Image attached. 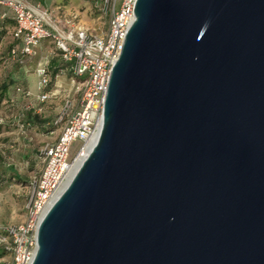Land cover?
Returning a JSON list of instances; mask_svg holds the SVG:
<instances>
[{
  "label": "water",
  "instance_id": "1",
  "mask_svg": "<svg viewBox=\"0 0 264 264\" xmlns=\"http://www.w3.org/2000/svg\"><path fill=\"white\" fill-rule=\"evenodd\" d=\"M31 264H264V0H136Z\"/></svg>",
  "mask_w": 264,
  "mask_h": 264
},
{
  "label": "built area",
  "instance_id": "2",
  "mask_svg": "<svg viewBox=\"0 0 264 264\" xmlns=\"http://www.w3.org/2000/svg\"><path fill=\"white\" fill-rule=\"evenodd\" d=\"M135 3L136 0H105V8L111 12L107 29L102 35H96L83 27L60 29L51 12L32 0H0V31L6 18L13 20L11 59L32 58L42 42L50 41L64 62L60 74H68L69 85L78 94L75 101L65 100L54 122L61 124L55 142L39 152L43 166L39 175L29 182L23 222L0 228V248L7 252V260L4 261L5 256L0 257V264H31L37 249L38 226L69 182L77 156L69 160L71 143L79 141V152L100 131L111 70L134 21ZM7 10L13 12V17L8 16ZM35 73L40 102L60 93L47 89L52 82L48 64L37 65ZM54 86L60 87L56 81ZM17 91L29 96L28 91Z\"/></svg>",
  "mask_w": 264,
  "mask_h": 264
},
{
  "label": "rangeland",
  "instance_id": "3",
  "mask_svg": "<svg viewBox=\"0 0 264 264\" xmlns=\"http://www.w3.org/2000/svg\"><path fill=\"white\" fill-rule=\"evenodd\" d=\"M65 2L72 10L80 13L75 19L76 25L96 35L105 33L111 13L109 8H105V0ZM7 13L9 17H13L12 11L7 10ZM13 44L11 27L8 26L0 37V85L12 82L9 83L5 98L0 102V228L23 222L29 194L28 182L39 175L43 166L38 153L44 146L55 142L61 124L55 125L54 122L65 100L78 98L74 88L70 87L67 76L59 72L60 66L64 67V62L60 52L50 41L45 42L41 51L32 58L8 60L7 53ZM52 62L54 68L51 67ZM39 64H48L52 82L47 89L51 93L54 90L60 92L45 102L37 99L38 78L35 69ZM56 75L59 80L64 77V84H60L59 88L54 86ZM16 87H21V91H28L29 96L16 91ZM79 145L78 140L71 143L69 160L77 155ZM13 172L20 176L16 182L11 181ZM6 260L5 256L4 261Z\"/></svg>",
  "mask_w": 264,
  "mask_h": 264
},
{
  "label": "crops",
  "instance_id": "4",
  "mask_svg": "<svg viewBox=\"0 0 264 264\" xmlns=\"http://www.w3.org/2000/svg\"><path fill=\"white\" fill-rule=\"evenodd\" d=\"M32 2L39 3L43 8L48 9L60 29L70 30L79 27V25L75 24V19L77 16H80V13L72 10L70 5H68L65 0H32ZM45 42L48 41L42 42L37 48L36 53L41 51L42 47L45 46ZM51 67H55L54 62H52ZM63 75L67 76L68 78V74ZM60 79L63 81L59 80L58 78L55 80L57 85L64 84V77H61Z\"/></svg>",
  "mask_w": 264,
  "mask_h": 264
},
{
  "label": "trees",
  "instance_id": "5",
  "mask_svg": "<svg viewBox=\"0 0 264 264\" xmlns=\"http://www.w3.org/2000/svg\"><path fill=\"white\" fill-rule=\"evenodd\" d=\"M8 26L9 27H12L13 26V20L11 18H6V21L4 22L3 24V27L0 31V37L4 34V32L8 29ZM14 46V44L11 46L10 49H12V47ZM7 58L8 60H12L11 59V56H10V50L8 51L7 53ZM15 60H18V59H15ZM60 68H63V66H60ZM9 83H12V82H3L1 85H0V102L3 100V98H5L6 94H7V91H8V88H9ZM18 89H21V87H16V91ZM23 89V88H22ZM26 91V90H24ZM37 118V117H35ZM39 119H37L38 121ZM39 155V153H38ZM40 157V156H39ZM20 179V176L16 173V172H13V174L11 175V181H18ZM29 184V182H28ZM6 251L5 250H2L0 249V257H3L6 255Z\"/></svg>",
  "mask_w": 264,
  "mask_h": 264
},
{
  "label": "bare ground",
  "instance_id": "6",
  "mask_svg": "<svg viewBox=\"0 0 264 264\" xmlns=\"http://www.w3.org/2000/svg\"><path fill=\"white\" fill-rule=\"evenodd\" d=\"M98 134H95L90 143L86 146H84L77 154L74 163H73V167H72V171L69 177V180L71 179V177L73 176V174L75 173V171L77 170V168L79 167V165L81 164L82 160L85 158V156L87 155V153L89 152V150L91 149L92 145L95 143V141L97 140ZM64 189V188H63Z\"/></svg>",
  "mask_w": 264,
  "mask_h": 264
}]
</instances>
